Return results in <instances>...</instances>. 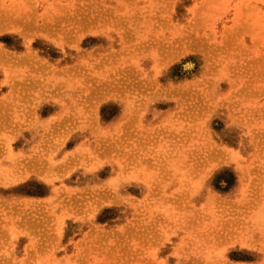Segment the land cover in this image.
I'll list each match as a JSON object with an SVG mask.
<instances>
[{
	"label": "rangeland",
	"instance_id": "1",
	"mask_svg": "<svg viewBox=\"0 0 264 264\" xmlns=\"http://www.w3.org/2000/svg\"><path fill=\"white\" fill-rule=\"evenodd\" d=\"M0 264H264V0H0Z\"/></svg>",
	"mask_w": 264,
	"mask_h": 264
}]
</instances>
